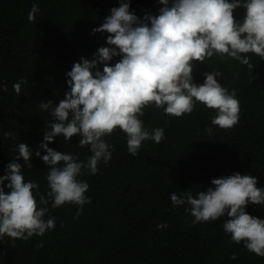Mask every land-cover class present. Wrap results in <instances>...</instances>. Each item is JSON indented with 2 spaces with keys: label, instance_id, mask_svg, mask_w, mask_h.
I'll return each instance as SVG.
<instances>
[{
  "label": "trees",
  "instance_id": "1",
  "mask_svg": "<svg viewBox=\"0 0 264 264\" xmlns=\"http://www.w3.org/2000/svg\"><path fill=\"white\" fill-rule=\"evenodd\" d=\"M33 2L0 0V82L7 84L6 90L0 89V176L16 157L15 146L25 142L33 150L32 167L25 165L22 172L46 195L49 166L34 153L51 117L39 103H59L69 90L66 72L73 63L82 56L91 59L100 46H107L109 33L92 29L120 0H39L36 20L29 21ZM162 6L159 0H130V9L141 18L158 14ZM244 11L237 7L234 17L242 19ZM248 55L253 68L214 55L196 61L193 69L195 81L218 70L222 85L236 90L241 112L235 126L212 124L215 109L200 102L180 117L146 108L145 126L163 128L165 138L160 143L145 140L133 156L123 131L106 137L114 145L112 158L96 174L81 177L89 183L91 201L79 217L77 205H49L56 227L28 240L5 236L0 264H264V256L231 239L223 228L227 217L193 224L187 205L173 207L170 199L172 192L206 191L214 187L213 178L236 171L258 177V186L264 187V59ZM21 80L17 94L13 84ZM78 143V136H57L49 146L86 159L90 149ZM246 211L264 218V205L249 204ZM163 222L168 226L158 228Z\"/></svg>",
  "mask_w": 264,
  "mask_h": 264
},
{
  "label": "clouds",
  "instance_id": "2",
  "mask_svg": "<svg viewBox=\"0 0 264 264\" xmlns=\"http://www.w3.org/2000/svg\"><path fill=\"white\" fill-rule=\"evenodd\" d=\"M159 3L163 6L158 14L146 13L141 18L130 9V0H120L104 22L92 29L93 33H109L107 46H100L93 58L82 56L73 63L66 72L69 90L59 103H39L51 119L34 154L49 166L45 177L49 190L45 195L38 182L25 179L22 169L32 167L33 150L20 142L15 146V159L0 176V240L5 236L28 240L54 229L56 218L48 215L49 205H77L78 218L91 201L89 183L81 177L85 172L96 174L99 165H107L112 158L114 145L106 137L123 131L133 156L138 155L145 140L160 143L165 138L163 128L149 130L145 126L142 117L150 106L180 117L192 113L200 102L215 109L212 124L231 128L239 122L241 107L236 90L222 85L217 79L221 73L215 69L205 73L202 83L196 82L194 64L217 55L253 68L249 53L264 59V0ZM241 6L243 17L236 19L234 10ZM39 11V0H34L28 20L35 21ZM115 57L119 59L112 63ZM22 83L13 84L17 94ZM0 89L6 90L7 84L0 82ZM57 136L65 140L78 136V144L88 146L91 155L79 159L75 153L50 147ZM211 183L214 187L195 195L191 190L172 192L173 207L187 205L185 211L193 217V224L227 217L223 228L231 239L264 256V218L246 211L249 204L264 205V187L258 186V177L236 171L213 178ZM167 226V222L157 225L160 229Z\"/></svg>",
  "mask_w": 264,
  "mask_h": 264
},
{
  "label": "rangeland",
  "instance_id": "3",
  "mask_svg": "<svg viewBox=\"0 0 264 264\" xmlns=\"http://www.w3.org/2000/svg\"><path fill=\"white\" fill-rule=\"evenodd\" d=\"M196 82H200V83H202L203 81H201V80H198V81H196Z\"/></svg>",
  "mask_w": 264,
  "mask_h": 264
}]
</instances>
